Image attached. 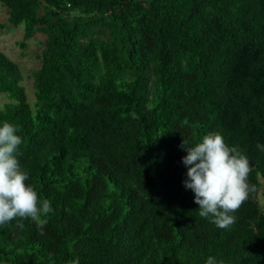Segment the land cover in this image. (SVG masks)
<instances>
[{
    "label": "trees",
    "instance_id": "16d2710c",
    "mask_svg": "<svg viewBox=\"0 0 264 264\" xmlns=\"http://www.w3.org/2000/svg\"><path fill=\"white\" fill-rule=\"evenodd\" d=\"M0 2L22 46L47 36L34 106L0 50V122L53 209L0 226V264H264V0ZM217 131L256 189L228 229L183 183L184 141Z\"/></svg>",
    "mask_w": 264,
    "mask_h": 264
},
{
    "label": "clouds",
    "instance_id": "9594fccd",
    "mask_svg": "<svg viewBox=\"0 0 264 264\" xmlns=\"http://www.w3.org/2000/svg\"><path fill=\"white\" fill-rule=\"evenodd\" d=\"M15 125L0 122V226L17 217L36 220L53 211L49 201L41 200L29 180V172L19 160L23 138ZM187 154L182 163L187 168L183 181L186 189L194 193L200 217L208 218L217 228L228 229L236 220L233 215L256 191L248 177L252 171L250 159L237 146L229 145L221 132H209L200 142L182 145ZM264 151V144H257ZM73 264H79L78 260ZM205 264H224L209 255Z\"/></svg>",
    "mask_w": 264,
    "mask_h": 264
},
{
    "label": "rangeland",
    "instance_id": "374dc122",
    "mask_svg": "<svg viewBox=\"0 0 264 264\" xmlns=\"http://www.w3.org/2000/svg\"><path fill=\"white\" fill-rule=\"evenodd\" d=\"M46 4L42 6L40 15L46 14ZM80 12H72L77 15ZM25 29L23 25L15 26L9 22L8 8L0 2V50L18 63L24 74V85L28 94L29 102L34 106L36 100L34 74L42 66V54L46 47V34L36 31L34 36L29 38L25 46L21 43L24 40ZM8 102L7 95L0 91V107ZM259 198L264 202V185L261 188Z\"/></svg>",
    "mask_w": 264,
    "mask_h": 264
}]
</instances>
